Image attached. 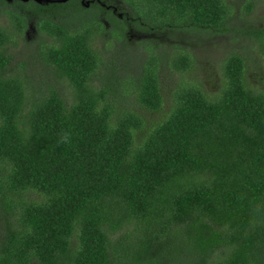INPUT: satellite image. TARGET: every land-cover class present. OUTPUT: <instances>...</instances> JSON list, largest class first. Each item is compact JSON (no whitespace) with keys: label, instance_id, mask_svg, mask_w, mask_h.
<instances>
[{"label":"trees","instance_id":"trees-1","mask_svg":"<svg viewBox=\"0 0 264 264\" xmlns=\"http://www.w3.org/2000/svg\"><path fill=\"white\" fill-rule=\"evenodd\" d=\"M121 1L0 0L17 9L0 26V264H264V89L246 57L226 56L212 93L185 78L187 50L145 44L124 78L97 45L102 13L117 39L127 24L220 34L240 0ZM27 14L50 39L46 80L12 52Z\"/></svg>","mask_w":264,"mask_h":264},{"label":"rangeland","instance_id":"rangeland-1","mask_svg":"<svg viewBox=\"0 0 264 264\" xmlns=\"http://www.w3.org/2000/svg\"><path fill=\"white\" fill-rule=\"evenodd\" d=\"M108 1L125 13L129 11L121 0ZM250 1L253 7L248 14H245L243 8L245 0L238 1L240 5L238 4L234 9V18L227 30L220 34L194 29L164 30L146 34L145 30L129 27L127 24L124 38L117 39L111 36L114 31L113 27L106 19V14L102 13L101 20L106 26L107 34L98 41L97 45L106 54L105 57L110 58L111 68L124 78H127L125 75L135 73L136 66L143 61L145 44H152L169 56L174 55L177 48L187 50L194 58L195 65L192 71L185 75V78L196 81L212 93L218 92L224 85V59L230 52L237 51L247 59L249 84L264 89V60L260 52V39H257L258 34L264 33V0ZM6 10L17 9L0 5V26L13 29V22L6 15ZM27 17L26 30L21 35L16 34V46L12 48V52L17 54V60L30 61L33 72L42 75L41 77L46 80L51 74L37 58V52L41 45L50 42V39L37 28L34 21L35 15L27 14ZM163 74V87L166 90L164 95H169L170 90L180 81L181 76L168 70ZM62 90L70 92L71 89L66 85L62 87Z\"/></svg>","mask_w":264,"mask_h":264},{"label":"flooded vegetation","instance_id":"flooded-vegetation-1","mask_svg":"<svg viewBox=\"0 0 264 264\" xmlns=\"http://www.w3.org/2000/svg\"><path fill=\"white\" fill-rule=\"evenodd\" d=\"M31 1V0H29ZM28 1V2H29ZM53 2H50V3H66V2H60L61 0H52ZM69 1V0H68ZM67 1V2H68ZM81 3L85 6V7H88L90 8L91 6H95L96 4L104 7L105 9L107 10H110V9H113V12L117 11V9L110 4V5H107L106 3H104L102 0H81ZM49 4V3H48Z\"/></svg>","mask_w":264,"mask_h":264},{"label":"water","instance_id":"water-1","mask_svg":"<svg viewBox=\"0 0 264 264\" xmlns=\"http://www.w3.org/2000/svg\"><path fill=\"white\" fill-rule=\"evenodd\" d=\"M9 2H11L12 0H7ZM22 2H28L29 0H20ZM35 2H37L38 4H48L50 2H53L52 0H34ZM68 0H61L60 2H67Z\"/></svg>","mask_w":264,"mask_h":264}]
</instances>
